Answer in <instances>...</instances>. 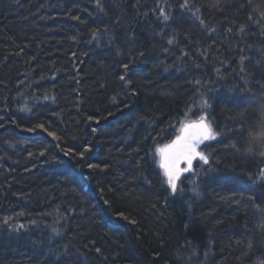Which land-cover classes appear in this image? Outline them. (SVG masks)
I'll return each mask as SVG.
<instances>
[{
    "label": "trees",
    "instance_id": "obj_1",
    "mask_svg": "<svg viewBox=\"0 0 264 264\" xmlns=\"http://www.w3.org/2000/svg\"><path fill=\"white\" fill-rule=\"evenodd\" d=\"M193 2L203 26L183 0H100L103 10L95 0H0V217L22 219L4 224L15 239L0 236V264H264V158L238 131L264 119V30L239 7L247 0ZM258 34L260 51L245 60ZM233 36L250 39L222 92L209 76L216 60L205 61ZM200 100L228 152L216 162L222 177L182 179L172 194L157 149ZM261 129L250 134L257 152Z\"/></svg>",
    "mask_w": 264,
    "mask_h": 264
},
{
    "label": "snow or ice",
    "instance_id": "obj_2",
    "mask_svg": "<svg viewBox=\"0 0 264 264\" xmlns=\"http://www.w3.org/2000/svg\"><path fill=\"white\" fill-rule=\"evenodd\" d=\"M95 2L97 8L103 10L100 0H95ZM219 4L220 0H216V4L214 6L218 7ZM239 7L248 9L247 20L258 25L262 30H264V23H262L264 22V0H247V3L245 5H241ZM180 8L182 11L187 10L188 12H190L192 17L199 21L200 25H205L204 19H202L199 15L200 8L196 7V4L194 2L190 5L189 0H183ZM252 13L256 14V18L253 17ZM160 15L163 17V20L165 22L170 19L169 15L166 14L163 9H161ZM74 18L79 19V17ZM211 31H215V29L213 28L211 29ZM229 31H231V29H229ZM244 31L245 27L243 24H241L239 27V32L243 33ZM92 38L97 39L98 34L93 33ZM168 43L171 44L173 43V41L169 40ZM140 55H143V53L141 52ZM185 55H187V53H185ZM243 60L244 58L241 59V63H243ZM257 63H259V61H257ZM123 68L127 70L129 68V64L124 63ZM243 71L244 69L241 68V72ZM119 78L122 81L125 80L124 75H121ZM125 82L129 85L131 84L130 79ZM113 99L115 100V98ZM202 107H209L207 100H202ZM20 111L31 112V108L25 105V107L20 109ZM89 119L91 120L92 117H89ZM98 122L99 121H97V123ZM261 124H264V121L259 122V124H257L255 121H253L250 125L242 124L239 131L240 134L243 135L248 142L246 151L250 154L258 155L264 158V147H259L258 152L255 151V149L252 147L250 135L253 132H258L260 130ZM37 127H43V125H37ZM93 131H96V129H93ZM48 135L52 136L53 139H58L55 133L49 132ZM218 137L219 133L214 130L213 125L209 122L207 115L205 114L200 115L198 119L185 123L180 128V134H178L171 143L164 144L163 147L157 149V152L160 156V168L163 169V174L166 177L167 186L172 194H176L178 190L181 192L183 191V189L179 187V182L181 181V177L186 173H192L195 171L194 162L199 161L202 162L203 165L210 164L209 156L203 150H201V146L208 141L217 140ZM232 147L235 148L236 145H232ZM90 150V147H85L83 151L80 152V157L83 158L84 152H88ZM67 154L68 152L66 151L65 155ZM40 155L43 156L45 155V153L41 152ZM181 165H184V167H181ZM89 167L97 168L99 166L96 164H90ZM259 176L262 180H264V168L260 169ZM249 179H251V176H249ZM193 184V194L199 195L197 183L194 181ZM256 207H259V205H256ZM261 211L264 212V209H261ZM11 219V217H5L3 219V224L9 225ZM130 222L134 223V221ZM10 228L13 231H19L24 228V225H10ZM249 247H251V245H249ZM95 251L99 253L101 249L95 248Z\"/></svg>",
    "mask_w": 264,
    "mask_h": 264
},
{
    "label": "bare ground",
    "instance_id": "obj_3",
    "mask_svg": "<svg viewBox=\"0 0 264 264\" xmlns=\"http://www.w3.org/2000/svg\"><path fill=\"white\" fill-rule=\"evenodd\" d=\"M161 9H162L161 7L160 8H157V15H155L154 18H157V22H159V24L163 26V24L165 23V21L163 20V17L160 15ZM125 32L126 31H125V29H123L122 26H117L116 33H115L116 35L115 36H117L120 40H124V39L130 38V37H127L126 36V33ZM220 39H222V36H220L218 38L217 42ZM249 39H250V37L248 38L246 36L245 37L244 36H240V37H234L233 36L232 37V40H231V42H232L231 43V46H229L227 49H225V52L223 54L220 53V52H218L217 57L212 58V56H211L208 60L205 61V65H210V62L215 59L216 60V63H214L213 66L219 68V69L216 70V72L209 71V76L211 75L212 80H213V83H214V88L213 89H216L218 91L225 92V87L222 85V82L228 80L227 79L228 73H226V72H228V69H232L234 66H237L238 65V63L234 64V62H237L236 55L238 53H236V51L238 50V47H239L240 44L243 45ZM260 40H261V35L258 34L257 36L254 37V42H255L254 47L252 48V52H250V53L248 52V56L246 57L245 60H247V59H249L251 57L253 58V57H255L257 55V53H259V51H260L259 41ZM257 43H258V45H257ZM230 59H232V60H230ZM15 81H17V84H19V85L22 84L21 81L18 79V76L16 77ZM261 85H262V83H261ZM205 97L206 96L203 95L201 98L204 99ZM199 103H201V104L198 107L199 108H203L202 107V100H200ZM258 104H260V103H258ZM31 110H32V107H31ZM24 113L27 114V116L30 114V112H24ZM262 120L264 121V119H262ZM211 124H212V122H211ZM261 125H264V124H261ZM213 128H214V130H216L219 133V131L217 130L216 127H214V125H213ZM259 135L260 136L256 137V139H259L261 137L260 144L264 145V132L262 131V129L259 132ZM240 137H243V135L240 134ZM220 138H222V136L219 133V137H218L217 140L208 141L205 144V146H204L203 149H205L204 152L209 156L210 164L209 165H202L200 167V164H202V162H197L195 164V169H196V172L198 173V176H194L193 178H195V179H205V178H207L209 175H211L213 173H214L213 178L214 177L215 178H221L222 177L221 174H220L221 173L220 168H216V162L219 160V158H221L223 156L222 154H224V153H225V156L227 157L228 156V152H227L226 149H223V143L222 144H217L216 141L220 140ZM174 139H175V136L172 138V140H174ZM163 145H161L159 148H161ZM1 147H3V146L0 145V148ZM232 151H234V150H232ZM156 156H157V165L160 168V164H159V153L158 152H157ZM62 160L64 162L70 164L73 167V164H72V162L69 159H66L65 158V159H62ZM58 168L60 169V165L58 166ZM2 170L3 169L0 170V173L3 172ZM64 171H65V169H64ZM216 172H218V173L216 174ZM183 179H190V178H183ZM195 197L198 198V195H196ZM31 198L33 199L34 196L31 197ZM254 204L255 205H259V204H256V202H254ZM44 216H46V215H44ZM14 217L16 218L15 215H11V218H12L11 222L12 223H14V222L21 223L20 221L22 219L20 217H18L17 219H15ZM29 218H30L31 222L33 223L32 217L30 216ZM47 218L49 219L50 217L47 216ZM33 219H36V218H33ZM43 220L44 219L42 217L39 218V222H41ZM51 220H52V217H51ZM61 225H64V223L62 222ZM11 233L12 232L7 231V228L2 223V220H1V217H0V236L1 237L4 236V238H3L2 241H5L6 243H8L9 240L15 239L14 238V235L11 234Z\"/></svg>",
    "mask_w": 264,
    "mask_h": 264
},
{
    "label": "rangeland",
    "instance_id": "obj_4",
    "mask_svg": "<svg viewBox=\"0 0 264 264\" xmlns=\"http://www.w3.org/2000/svg\"><path fill=\"white\" fill-rule=\"evenodd\" d=\"M200 115H205V109L204 108H199V109H192L189 113H188V115L185 117V118H183L182 120H181V122L179 123V125H178V129H177V131L175 132V137L178 135V134H180V128L185 124V123H188V122H190V121H192V120H195V119H198L199 118V116ZM207 115V114H206ZM207 118H208V115H207ZM209 120V119H208ZM210 122V121H209ZM211 123V122H210ZM172 142V141H171ZM170 142V143H171ZM207 143V142H206ZM205 143V144H206ZM205 144L204 145H202L201 146V150H205V149H203L204 148V146H205ZM163 147V146H162ZM197 162H199V161H196V162H194V169H195V164L197 163ZM159 164H160V156H159ZM203 164H200V167L202 166ZM181 167H184V165H181ZM162 169V168H161ZM162 171H163V169H162ZM194 176H198V173L196 172V169H195V171L194 172H192V173H186L184 176H182L181 177V179H183V178H190V179H195V178H193Z\"/></svg>",
    "mask_w": 264,
    "mask_h": 264
}]
</instances>
